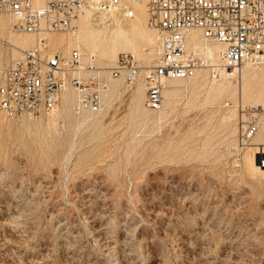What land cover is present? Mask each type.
<instances>
[{"label":"rangeland","instance_id":"1","mask_svg":"<svg viewBox=\"0 0 264 264\" xmlns=\"http://www.w3.org/2000/svg\"><path fill=\"white\" fill-rule=\"evenodd\" d=\"M148 35L152 42L118 56L151 66L157 45ZM6 36L0 77L21 58ZM49 47L65 59L74 50ZM81 53L84 66L95 57L104 77L117 61L101 49ZM248 66L264 72V63L245 64L230 78L234 87ZM138 83L130 90L122 80L100 114L72 108L80 122L60 120L57 131L46 125L53 114L9 119L0 111V264H264V179L246 170L244 158L256 151L242 150L235 125L238 105L264 108L263 98L211 102L193 80L177 84L160 111L144 101L143 113L133 102Z\"/></svg>","mask_w":264,"mask_h":264},{"label":"built area","instance_id":"2","mask_svg":"<svg viewBox=\"0 0 264 264\" xmlns=\"http://www.w3.org/2000/svg\"><path fill=\"white\" fill-rule=\"evenodd\" d=\"M140 4L145 7L148 29L157 36V56L151 66L123 53L104 77L95 57L90 56L84 66L79 49L65 59L40 39L2 72L0 111L9 119L49 115L58 109L62 95L74 89L79 95L75 113L97 115L110 81L123 80L131 90L143 78L145 106L157 112L163 108L168 82L187 80L200 71L216 78L225 71L236 78L245 64L264 63V0H0V23L12 20L15 34L76 38L88 14L98 23L102 16L109 24L113 18L130 22L138 16L132 15V8ZM191 32L223 46L219 66L187 48ZM83 72L89 74L86 80L76 77ZM235 112L237 141L242 150L247 149L264 122V108L238 105ZM258 157L264 169V154Z\"/></svg>","mask_w":264,"mask_h":264},{"label":"bare ground","instance_id":"3","mask_svg":"<svg viewBox=\"0 0 264 264\" xmlns=\"http://www.w3.org/2000/svg\"><path fill=\"white\" fill-rule=\"evenodd\" d=\"M137 7L138 8H132V15L138 16L136 17V19L130 22H120L117 18H113L114 20L111 22V24H109L106 18L102 16V23H98V21L93 20V15L88 14L81 21L80 33L76 38L70 37L68 39H57L54 38L53 35L47 34H42L39 37L27 34H15L11 29L12 20L10 19L2 20V22L0 23V34L2 37H5V35H7L6 37L9 40V44L6 45L15 58L22 56L23 51L32 49L37 46V43L40 39H46V41H48V46L52 44L61 48L66 45L64 49L65 51L63 50L65 56H68L72 49H79L81 52L83 50L85 51V49L91 51L101 49L102 54L106 59L116 61L117 56L121 51L136 52L139 41L147 43L152 42L150 39V35L148 34L155 32H151L147 27L145 7L143 4H140ZM101 26L103 27L101 28ZM112 26H114L115 28L111 29ZM102 30H105L106 32L102 33ZM0 42L2 43L1 37ZM156 45L158 46L157 36ZM187 48L193 51L195 54L203 56L213 66L220 65L221 53L224 51L223 46L216 43L211 44L205 41L199 32H191L189 34V36L187 37ZM201 72L202 71L198 72L194 77L187 80L168 82L164 91V97L173 98L177 93V84L195 80L199 81L200 85H203L207 88L208 99L211 102H218L222 99H230L233 100L232 102H234L236 105L241 103H243L244 105H257L259 103L257 100V95H260L264 101V86L261 87L259 83L262 77H264V72H257L256 69L250 66L246 67L241 71L242 81L238 87H234L232 82L230 81V78L233 75L228 74L225 71L220 73L221 80L217 81L215 79H217L218 77H213L214 80H212L211 82H209L208 80V74L204 75V72L203 74H201ZM140 80H138V82ZM121 82L122 80L110 81L111 89L106 92L108 103H112V101L120 95ZM145 93L146 87L144 86V84L142 82L138 83L136 92L133 97L135 111L143 113L146 112V110L144 109V101L146 100ZM77 99L78 96L76 98L71 90H67L62 95V109H59L58 107L55 112L51 113L53 115L50 116L49 120L46 122L48 129L57 131L60 120H63L69 125H78V123L80 122V118L75 117L72 114V108H74ZM259 131L260 132H258V134L255 136L250 147V150H255L256 152L255 154H251L252 156H246L244 158V165L246 170L253 176L264 179V169L261 167V163L260 167L258 166L257 160L255 159H259L258 155L264 154V123L261 124Z\"/></svg>","mask_w":264,"mask_h":264}]
</instances>
